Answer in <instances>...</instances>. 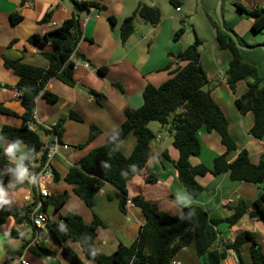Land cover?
Listing matches in <instances>:
<instances>
[{
  "label": "crops",
  "instance_id": "0c3cea01",
  "mask_svg": "<svg viewBox=\"0 0 264 264\" xmlns=\"http://www.w3.org/2000/svg\"><path fill=\"white\" fill-rule=\"evenodd\" d=\"M19 1L0 0V84L10 87L15 86L18 76L4 68L2 57L10 60L21 59L24 64L46 69L48 63L40 54L42 49L32 46L29 42L30 38L34 34L42 36L73 17L74 3L93 2L105 7L102 12H96L94 8L83 9L80 12L79 26L82 37L75 53L84 60L78 59L75 55L71 57L75 65L76 85L68 87L57 79H51L46 85V90L55 95L57 101L49 103L37 97L35 117L39 122L38 127L42 130L51 129L60 118L65 119L58 142L67 146V149L60 150L51 158L53 179L46 183V188L50 193L49 199L64 192L68 193L69 198L57 212L52 210L49 213L52 206L48 205L44 211L49 219L48 222L73 212L86 224H90L95 216L101 225L96 229L93 248L98 253L111 255L119 245L130 246L137 238L145 221L140 209L130 203L125 206L124 211H121L118 190L105 184L94 195V206L89 210L73 194L72 187L63 181V177L88 152L107 143L109 134L124 117L143 104L142 94L147 86L159 87L171 78L172 71L184 66V63L176 64V56L184 48L179 44V40H173V36L172 40L175 44L170 45L166 42L165 36L163 37L161 33L160 22L157 26L148 24L150 27L137 24L134 33L125 42L120 41L119 29L116 32L115 27L118 25L119 28L123 19L130 16L140 4L158 8L161 15L157 0H28L22 7H19ZM234 1L242 5L244 10L254 7L264 8V0ZM126 4H131L133 10L119 20V15L124 12ZM179 7L178 3L175 8L176 13L180 12ZM49 12H51L50 21L46 24H38ZM13 13L19 14L22 18L16 25H11L9 20V16ZM108 17L115 19L112 28L107 21ZM227 19L229 26L225 28L237 37L241 45L250 42L255 46L264 45L262 40L257 44L253 40L255 36L251 30L252 20L243 12L229 15ZM140 29L143 31L140 32ZM171 31L174 35L175 30L172 28ZM244 41H247L246 44L242 43ZM211 47L215 57L217 56L216 59H211L207 65L200 55V64L208 79L207 89L210 91V96L225 116L229 135L236 145L237 150L228 154L226 159L232 162L240 151L245 150L251 163L257 164L260 153L264 150V144L249 135L253 124L252 114L242 115L235 105V99L247 90L246 82H237L232 91L226 83L227 69L218 68L223 65L222 61H229L228 57H222L221 52L224 51L218 49L217 42ZM81 62H86L89 68H84ZM169 63H172L169 71H163ZM100 67L106 68L104 76L98 75L97 69ZM114 84L120 86V89ZM95 95H100L99 103L96 102ZM0 104L15 114L10 116L0 113V130L3 126L20 127L22 123L20 116L24 110L19 103L18 93L0 88ZM70 113L72 117L68 116ZM91 127H96L100 133L84 148H75L86 142ZM152 133L155 136L154 132ZM170 135V133L162 134L159 137L156 134L154 143H151L152 154L146 163V168L155 177V183H147L143 175L130 178L126 183L127 200L131 201L132 198L140 196L152 203L158 211L170 215H175L185 207L198 206L211 219L228 218L234 212V207L239 202H243L247 206L245 215L235 226L229 227L223 223L217 227L219 234L215 246L221 249V245L232 241L238 234L249 231L264 249V222L250 216L251 205L264 191V183L254 186L244 182H232L226 173L219 176L206 174L196 177L202 192L197 197L189 196L177 178L174 162L178 158V152L172 145ZM53 138L52 135L42 136L46 143H51ZM197 138L201 146L200 154L191 157L189 162L192 166L204 165L211 169L213 159L225 154V148L214 132L206 133L201 128L197 132ZM135 144L136 138L129 134L122 142L120 152L125 157L130 156ZM0 148L10 163H15L17 157H26L23 146L8 140L0 138ZM32 163L33 161L30 164ZM6 172V168L0 167V180L4 179ZM55 174L58 175L57 180H54ZM34 197V190L27 183H20L15 178L0 187V203L7 206L21 208L32 202ZM13 227L12 218H7L6 222L0 225V264H6V260L14 251L19 250L25 242L32 239V229L26 225L22 230L19 227L23 235L22 239L10 237ZM40 233L43 235L38 244H44L46 249L53 252V257L39 259L25 248L20 254L23 255L24 260L29 264H71L46 226L39 231ZM68 246L74 250L83 264H96L82 254L79 244L69 241ZM243 255L248 261L246 248L243 249ZM172 264H199V262L193 247H187L177 253ZM222 264H232V259L223 260Z\"/></svg>",
  "mask_w": 264,
  "mask_h": 264
},
{
  "label": "trees",
  "instance_id": "16d2710c",
  "mask_svg": "<svg viewBox=\"0 0 264 264\" xmlns=\"http://www.w3.org/2000/svg\"><path fill=\"white\" fill-rule=\"evenodd\" d=\"M27 1L20 0L19 7ZM170 2L177 8V0ZM74 4L73 17L42 36L34 34L30 38L29 42L32 46L42 49L40 54L48 63L46 69L24 64L21 59L10 60L2 57L4 68L18 76V81L13 87L0 84V88L17 92L24 111L20 116L22 121L20 127L3 126L0 130V138L23 146L26 157H17L15 163H10L0 148V167L6 168L7 171L4 179L0 180V187L8 184L23 168L28 167L31 161H35L37 153L44 146L43 134L56 136L60 142L64 118H60L51 127V131L39 127L36 131H32L29 129V124L33 123L37 97L49 103L57 101V97L46 90V85L51 79H57L68 87L76 85L75 65L71 57L75 55L78 59L84 60L75 53L82 37L79 26L80 12L90 8H94L96 12L105 10L103 5L93 2ZM235 7L252 20L253 33L264 31V8L254 7L244 10L238 3ZM136 17H140L151 26H157L161 19L158 8L146 4L138 5L120 24L121 42H125L134 33ZM50 18L51 12L45 14L38 24H46ZM21 19L17 13L9 16L11 25H16ZM107 21L111 28L115 25L113 17H108ZM210 23L215 30L218 49L227 51L230 55L226 70V83L229 88L233 91L237 82L247 81V90L235 99V105L242 115L252 114L253 124L249 135L264 144V78L258 75L256 67L242 60L241 51L230 37L224 34L215 22L210 20ZM183 34L184 29L180 28L174 33L173 40L178 41ZM199 44L198 39H195L190 46L180 52L176 56V64L184 63V66L172 71L171 78L159 87L147 86L142 94L143 104L124 117L109 134L107 143L88 152L64 175L63 181L72 187L73 194L89 210L94 206V195L105 184L118 190L119 209L124 211L128 197L126 183L130 178L143 175L147 183H155V177L146 168V163L152 154L151 143L155 138L148 125L156 122L166 127L171 116L172 127L169 133L172 136V145L178 152L174 167L179 182L189 196L197 197L202 192L196 177L206 174L219 176L226 173L232 182H244L254 186L264 183V150L260 153L257 164L251 163L245 150L240 151L232 162L226 159L228 154L237 149L229 135L228 122L207 89L208 79L200 64ZM171 66L172 63H169L163 71H169ZM97 72L98 75L104 76L106 68L100 67ZM114 86L120 89V86L116 84ZM95 96L96 102L99 103L100 95ZM0 113L15 116L1 104ZM68 116L73 115L70 113ZM201 128L206 133H216L225 148V154L213 159L211 169L204 165L192 166L189 162L191 157L200 154L201 146L197 132ZM99 133V129L91 127L86 142L75 148H84ZM129 134L136 138V144L130 156L125 157L120 152V146ZM37 164L36 171L42 167L43 159ZM57 178L58 175L55 174L54 180ZM68 198V193L64 192L48 198V201L45 199L42 201V210L45 211L48 205H51L54 212H57ZM130 202L140 209L145 219L144 224L130 246L119 245L111 255L98 253L93 248L96 229L101 225L95 216L90 224H86L78 214L70 212L55 221L47 222L46 228L71 264H83V262L68 246L69 241L79 244L82 254L96 264H172L177 253L187 247H193L199 264H222L226 250L233 251L237 264H264L263 245L249 231L238 234L232 241L221 245V249L215 246L219 234L217 227L223 223L229 227L235 226L245 215L247 206L243 202H239L234 207V212L225 219H211L198 206L185 207L175 215H170L158 211L152 203L140 196L132 198ZM34 206V200L21 208L0 203V225L5 223L7 218H12L14 222L10 237L23 238L19 226L24 224L31 227L30 214ZM251 207L250 216L264 222V191L257 196ZM30 241L14 251L6 260V264L22 254ZM245 248L248 261L243 255ZM28 250L35 257L43 260L54 255L43 244L29 247Z\"/></svg>",
  "mask_w": 264,
  "mask_h": 264
},
{
  "label": "rangeland",
  "instance_id": "374dc122",
  "mask_svg": "<svg viewBox=\"0 0 264 264\" xmlns=\"http://www.w3.org/2000/svg\"><path fill=\"white\" fill-rule=\"evenodd\" d=\"M158 4H160L161 10V19H160V27L162 36H165V40L168 44L173 45L175 42L172 40V28L175 30L174 32L178 31L180 28L184 29V34L179 39V44L185 49L190 46L195 39H198L200 42L198 51L199 54L202 56V59L205 60L207 65L211 59H216L214 51L212 50V45L216 43L215 39V30L211 26L210 20L215 22L219 26V17L223 25L228 28L229 21L227 17L229 15H234L239 12V10L235 7L234 0H177L180 4V12H175V7L171 4L170 0H157ZM132 5L126 4L124 8V12L119 16V20H121L122 16H127L131 13ZM219 9V15H218ZM131 10V11H130ZM129 12V13H128ZM126 14V15H124ZM148 25L144 22L140 17H137L134 26L136 29V25ZM118 25L115 27V31H118ZM142 29H140L141 32ZM143 31V30H142ZM173 32V34H174ZM264 31L262 33H254L253 40L257 44L260 40L264 41ZM252 41V38L249 37ZM261 41V42H262ZM149 42V41H148ZM245 42V43H244ZM242 42L246 44L247 41ZM147 43V42H146ZM144 43V44H146ZM253 44V45H252ZM248 47H255L254 43L250 42L247 43ZM219 50H217L218 52ZM241 51V58L242 60L249 65L256 67L257 73L260 77H264V53L261 49L255 48L253 50ZM220 53V52H219ZM223 55L222 57H228L230 60V55L227 51L221 52ZM220 56V54H219ZM220 59V58H219ZM229 61L225 62L222 61V66L218 68H228ZM214 64V63H213ZM251 81V80H249ZM247 82V81H245ZM229 101V98H228ZM172 116L169 118V124L166 127L160 126L156 122H152L148 125L150 131L154 132L162 136V134H169V129L172 127ZM163 128V129H162ZM157 130L159 132H157ZM161 135V136H160ZM171 136V135H170ZM172 138V136H171ZM156 140V139H155ZM154 140L152 141V144ZM52 207L49 209V213L52 212ZM43 233H40L39 236L42 237ZM39 245V244H38ZM44 245V244H43Z\"/></svg>",
  "mask_w": 264,
  "mask_h": 264
},
{
  "label": "built area",
  "instance_id": "2783aa9c",
  "mask_svg": "<svg viewBox=\"0 0 264 264\" xmlns=\"http://www.w3.org/2000/svg\"><path fill=\"white\" fill-rule=\"evenodd\" d=\"M84 68H89V65L86 62H81ZM39 126V122L35 117H33V123L29 124V129L36 131ZM51 131V129H48ZM53 141L51 143H46L43 139L44 146L39 150L35 157V161L30 164L28 167L23 168L14 178L20 183H27L35 193L34 203L35 206L30 214L31 222V233L32 239L27 245L26 249L29 247H34L40 242L39 231L42 230L46 223L48 222V217L46 213L42 210V201L50 197V193L46 188V183L53 179V171L51 167V158L58 154L60 150H66L67 146L58 142L56 136H53ZM43 159L42 167L36 171L38 166V161ZM130 201L126 200V205H130ZM20 230L25 228V225L22 224L19 226ZM232 259V264H237L234 253L232 250H226V257L224 260ZM8 264H29L24 260L23 255L16 256Z\"/></svg>",
  "mask_w": 264,
  "mask_h": 264
},
{
  "label": "water",
  "instance_id": "95a60500",
  "mask_svg": "<svg viewBox=\"0 0 264 264\" xmlns=\"http://www.w3.org/2000/svg\"><path fill=\"white\" fill-rule=\"evenodd\" d=\"M219 2H220V0H219ZM218 15H219V9H218ZM219 28H220V30H221L224 34H226L227 36L230 37V39L234 42L235 46H236L239 50L247 51V50H253V49H255V48H259V49H261V50L263 51V53H264V45H259V46H255V47H248V46H245V45H241V44L239 43V40L237 39V37H236L233 33H231L230 31H228V30L225 28V26L223 25V23H222L221 20H220V17H219Z\"/></svg>",
  "mask_w": 264,
  "mask_h": 264
}]
</instances>
